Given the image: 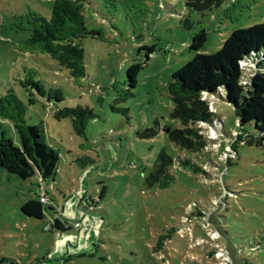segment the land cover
Instances as JSON below:
<instances>
[{
	"label": "rangeland",
	"instance_id": "1",
	"mask_svg": "<svg viewBox=\"0 0 264 264\" xmlns=\"http://www.w3.org/2000/svg\"><path fill=\"white\" fill-rule=\"evenodd\" d=\"M88 1L87 27L102 34L84 41L87 76L75 80L43 51L52 0H0V95L15 91L26 122L42 124L43 140L60 156L55 182L22 181L0 168V264H264V149H232L235 108L212 102L223 133L202 125L210 140L204 152L181 151L167 133L180 128L170 117L168 85L197 55L194 34L207 33L199 54H215L234 31L264 24V0H226L204 15L186 0ZM30 14L43 19L34 26ZM136 63L143 69L127 97L126 72ZM65 107L93 110L85 137L70 119L54 117ZM152 128L155 136L142 135ZM2 133L17 141L0 120ZM162 151L176 163L175 182L165 189L146 183ZM85 158L94 162L81 169L77 160ZM182 159L201 171L179 166ZM41 192L59 210L43 221L26 217L21 207ZM55 217L70 226L67 235L45 231ZM173 228L178 232L156 252L158 238Z\"/></svg>",
	"mask_w": 264,
	"mask_h": 264
},
{
	"label": "trees",
	"instance_id": "2",
	"mask_svg": "<svg viewBox=\"0 0 264 264\" xmlns=\"http://www.w3.org/2000/svg\"><path fill=\"white\" fill-rule=\"evenodd\" d=\"M225 2L226 0H186V7L204 15L214 8H220ZM88 4V0H52L51 15L44 18L51 41L43 45V51L75 80L87 76L84 41L100 38L102 34L98 29L87 27ZM30 16L34 26L37 19H43L40 14ZM185 27L192 29L191 21H185ZM206 42L205 30L194 34L190 50L197 55L172 75L168 85L174 105L170 117L180 124V128L168 130L170 141L181 151L204 152L209 147L210 140L202 134L201 126L210 127L220 135L223 133L221 121L214 118L217 113L212 111L211 105L214 101H220L233 106L237 112L238 130L231 143L232 149L235 150L234 146L239 143L264 149V24L234 31L223 43L221 50L212 55L199 54ZM143 65L136 63L128 68L125 82L127 97L133 96L132 90L136 88ZM55 101L62 102L57 98ZM26 113L27 106L13 89L0 95V120L9 122L17 134V141L7 138L4 133L0 135V168L22 181L39 176L43 181L51 179L55 182L60 156L43 140V125L28 124ZM54 117L58 120L70 119L76 134L82 137L86 136L89 122L97 118L90 107L60 108ZM155 125H158L157 122ZM157 133L158 130L152 128L142 135L155 136ZM93 162L91 158L77 160L81 169ZM177 164L194 172L201 171L191 159H182ZM175 165L174 159L162 151L155 169L146 179L147 185L161 189L170 186L175 182L171 172ZM104 194L105 188L101 191L100 199ZM46 195L48 197L47 193ZM40 197L41 194L31 198L21 207V212L26 217L43 221L48 212H56L49 199L47 204H42ZM86 205L88 209L96 210L89 200ZM48 223L46 221V225ZM70 230V226L62 224L55 217L53 231L48 232L67 233ZM177 232L178 229L173 228L167 235L160 236L156 252H161L164 243Z\"/></svg>",
	"mask_w": 264,
	"mask_h": 264
},
{
	"label": "built area",
	"instance_id": "3",
	"mask_svg": "<svg viewBox=\"0 0 264 264\" xmlns=\"http://www.w3.org/2000/svg\"><path fill=\"white\" fill-rule=\"evenodd\" d=\"M40 202L42 204L48 203V197H47L46 193L41 194ZM53 228H54V219H53V221L49 220V223L45 227V231H53ZM76 228H79V225H76Z\"/></svg>",
	"mask_w": 264,
	"mask_h": 264
},
{
	"label": "crops",
	"instance_id": "4",
	"mask_svg": "<svg viewBox=\"0 0 264 264\" xmlns=\"http://www.w3.org/2000/svg\"><path fill=\"white\" fill-rule=\"evenodd\" d=\"M40 194H44L43 192H41ZM48 194V193H47ZM48 199L50 200V196L48 195ZM87 200H89V202H92L93 203V206H95V208H96V205H95V202L92 200V196H89V198L88 199H86L85 200V203H86V201ZM51 201V200H50ZM53 203H56V201H53ZM52 208H54V209H56L55 208V206H54V204H52V206H51ZM59 210V208H57L56 209V212ZM89 210V212L91 213V212H94L92 209H88ZM96 211V210H95ZM56 212L54 213L55 215H56ZM54 214H51V215H54ZM61 221V220H60ZM62 222V221H61ZM63 224V223H62ZM48 232V231H47ZM49 233H51V234H54V233H52V232H49ZM57 233V232H56ZM55 233V234H56ZM57 234H60V235H67L68 233H57ZM53 251V250H52Z\"/></svg>",
	"mask_w": 264,
	"mask_h": 264
},
{
	"label": "water",
	"instance_id": "5",
	"mask_svg": "<svg viewBox=\"0 0 264 264\" xmlns=\"http://www.w3.org/2000/svg\"><path fill=\"white\" fill-rule=\"evenodd\" d=\"M206 97H207V98H209V97L211 98V96H209L208 94H206ZM167 132H168V130H167Z\"/></svg>",
	"mask_w": 264,
	"mask_h": 264
}]
</instances>
